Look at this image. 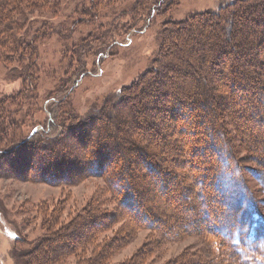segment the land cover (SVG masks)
Instances as JSON below:
<instances>
[{"label":"rangeland","instance_id":"1","mask_svg":"<svg viewBox=\"0 0 264 264\" xmlns=\"http://www.w3.org/2000/svg\"><path fill=\"white\" fill-rule=\"evenodd\" d=\"M96 1L63 0V12L52 20L73 22L74 28L69 37L64 33H55L40 41L39 79L33 93L18 76V70H21L19 64H7L0 59V150L4 149L0 151V264H16L13 254L16 240L24 236L35 239L42 235L46 226H49L47 216L55 206L63 207L59 223H65L90 202L94 205L100 202L116 212L114 223L102 232L101 239L112 238L116 241L117 235H127L125 240L117 242V251L110 256L111 262L115 264L131 261L136 264L218 263L222 249L212 244L211 222L204 221L202 213L199 216V211L208 208L202 207L203 204L197 201L195 195L200 187L187 179L185 170L189 167V172L204 175L208 172V159L214 165L217 161V165L221 164V159H225L223 164L229 170L231 165H236L242 182L238 189L247 193V207L256 206L264 220V105L257 100L256 88L251 86L250 89L252 94L249 98L253 103L245 97L231 95L227 98L228 106L223 113L216 112L212 117L207 110L202 112V116L206 117L201 118L203 122L209 124L214 119L217 126H221L220 131L223 132L218 136L221 140L229 141V155L225 151L219 153L215 150L212 140L206 141L210 137L207 132L201 130L195 136L186 132L184 128L188 125L182 126L185 118L181 117L180 111H175L174 116L170 114V119L162 124L164 112L156 110L147 114L142 129L133 126L135 118H131L129 125L124 119L127 113H119L114 120L117 122L112 120L116 136L108 141L110 145L105 146L106 155L100 156L103 163L115 154L119 156L118 150H113L111 146L122 147L125 142L123 135L131 131V137L135 134V146H146L147 150L158 153L155 157L151 155L154 164L141 165L136 159L133 162L130 159L129 172L136 181L129 178L121 183L116 180L114 185H110L108 174L91 172L90 167V171L78 173L79 176L75 174L73 179H52L51 168L41 171L35 168L41 160H49L46 157L48 150L41 149V144L55 143L56 140L61 141L51 148L64 145L65 140L69 145L76 144L75 136L69 131L81 120L94 116L102 117L103 122L105 118L112 117V110L120 103V96L126 98L142 74L158 67L162 33L170 22L207 10L215 11L234 0H179L170 9L166 10L167 5H164L165 8L162 7L160 12L153 11L151 14L141 7L137 10L140 13L137 23L130 19L139 13L129 11L135 0H99L102 2L97 6L96 16L83 13L91 10ZM69 14L72 18L63 20ZM186 81L185 87L193 89L196 86L192 79ZM218 81L213 79L211 84L218 91L225 92L229 83L214 85ZM136 88L135 93H139L140 87ZM202 101L205 102V99L201 98L198 102ZM241 102H244V106H239ZM245 103L251 108L246 106V112L241 116L239 109H245ZM120 108H125L124 101ZM152 121L159 128L158 131L152 128ZM146 125H149L150 131L146 130ZM181 127L184 132L180 130ZM147 132L159 134L152 140ZM191 137L196 143L201 141V145L210 146L208 153L206 151L207 162L202 166L201 160L200 166H195L188 162V157L185 159L184 152L192 148ZM25 140L29 141L23 143ZM165 141L169 142V146L175 145V150L168 152L164 149L161 144ZM128 153L121 151L126 156ZM172 155H178L176 160L172 161ZM65 158L74 159L71 155ZM114 168L115 165L109 164L107 170L112 171ZM158 169L161 173H156ZM225 179L217 182H220L219 186L224 184L228 194L234 188H230L232 184ZM160 183H163V188ZM136 185L141 186L139 192ZM188 185L195 193L189 192ZM116 188L120 191L123 189V197L120 196L118 200L111 195V191ZM212 190L211 199L219 201L220 191L216 186ZM179 194L184 196L181 199L183 204L175 206L174 199ZM184 203L188 204L191 211L189 205H193L195 215L197 212V218H201H196L195 226L190 224L182 228L171 218L176 215L177 209L181 211Z\"/></svg>","mask_w":264,"mask_h":264},{"label":"trees","instance_id":"2","mask_svg":"<svg viewBox=\"0 0 264 264\" xmlns=\"http://www.w3.org/2000/svg\"><path fill=\"white\" fill-rule=\"evenodd\" d=\"M101 2L97 0L91 10L83 11V13L96 16L97 6ZM178 2L179 0H135L129 11L139 13L137 10L143 7V11L151 14L153 11L160 12L162 7L165 8L164 5H167L166 10L170 9L171 5H176ZM62 12L63 0H0V59L7 64H19L21 70H18V76L24 84H27L31 93L39 79L40 41L55 33H64L69 37L74 28L73 22L61 23L62 21L52 20ZM42 17L46 18L41 20ZM70 17V14L66 15L63 20H69ZM139 17L140 13L130 20L137 23ZM169 24L162 33L158 67L148 69L142 74L140 80L131 87L132 90L128 95L125 90L126 98L120 96V103L116 104L114 106L116 108L112 110L111 118L113 119L107 117L101 122L102 117L93 116L90 119L81 120L78 125L69 129V133L75 136L76 144L69 145L66 140L63 142L64 145L56 148L51 147L61 140L46 144L47 146L41 144L39 146L41 149L47 148L46 157L49 160L48 162L41 160L35 165L38 171L51 168L52 176H54L52 179L69 180L73 179L75 174L78 175V173L91 169V172L99 175L108 174L110 185H114L113 182L116 180L117 183L129 178L136 181L129 172L131 170L130 159L132 162L136 159L141 165L154 164L151 155L155 157L158 153L147 150L146 146H135L133 144L135 134L131 137V131L123 135L126 146L124 143L120 148L111 146L113 150H118L119 156L115 154L112 159L104 163L100 158L106 155L105 146L110 145L108 141L116 136L114 132L116 130L112 128V120L114 122L119 113L121 115L127 113L124 119L126 118L125 123L129 125L131 118H135L133 126L142 129L145 117L149 113L162 110L164 113L161 120L162 124H165L166 120L170 119V114L174 116L175 111H180L181 117L185 118L184 123H181L182 126L188 125L184 128L186 132L193 136L201 130L203 133L207 132L210 139L206 141L212 140L215 150L219 153L225 151L228 154L227 150L231 148L229 141L221 140L218 136L223 132L220 131L221 126H217L214 119L209 124L203 122L201 118L206 117L202 116V112L207 110L208 115L212 117L216 112L223 113L222 111L228 106L227 98L231 95H237L238 98L245 97L246 100L252 102L249 98L252 94L251 86L257 89V100L264 105V0H234L224 7L220 6L215 11H203L182 20H174ZM186 79H192L196 86L193 89L185 87ZM213 79L219 80V83H214V85L229 83L228 87L226 85L225 92L218 91L211 84ZM136 87H140L139 93H135ZM258 88L261 90L258 91ZM201 98L205 99V102H198ZM129 100H134V102H129ZM123 101L124 109L120 108ZM241 104L239 106H244V102ZM246 106L251 105L245 103V109H239L241 116L246 112ZM116 122L117 120L114 123ZM152 123V128L158 131L157 125L153 121ZM145 128L150 131L149 125ZM184 129H182L183 132ZM1 132H3L2 129ZM149 133L152 140L159 134L147 132ZM163 137L166 138L165 135ZM197 138L201 140L200 137ZM191 140L192 148L184 152L185 159L188 157V162L195 166H200V160L201 166L209 162L206 174L189 172L188 167L185 175L189 181L192 180L200 187L195 196H197V201L203 204L202 207L206 206L208 209L202 211L200 207L199 216L202 213L204 221L211 222L212 244L220 246L223 251L217 260L218 263L215 261L213 264H264V220L260 210L254 204V208L247 207L245 202L248 200V195L238 189L239 184H242L238 167L231 165L229 170L228 166L223 164L225 159L221 158V164L217 165V161L216 167L213 162L210 163L211 159L206 161V151L208 153L210 146L208 145V148L206 145H201V141L196 143L193 137ZM206 141L205 144H207ZM168 143L165 141L161 145L168 152L169 150L174 151L176 146H169ZM121 151L129 152L128 156L121 154ZM130 153L131 156H129ZM68 155L73 156L74 159L65 158ZM172 156V161L178 157V155L177 157ZM59 158L61 160H58ZM109 164L115 165L116 168L112 171L107 170ZM187 171L188 174H186ZM157 172L161 173L159 169L156 170ZM215 178L216 180L213 181ZM222 179L230 181L232 184L230 188H234L232 192L227 194L224 184L219 186L220 182L217 180ZM156 183L159 185L158 181ZM160 186L163 188V183H160ZM181 186L183 188V185ZM215 186L220 191L219 201L216 202L211 199L212 189ZM140 187L136 185L138 192ZM187 188L189 192L194 191L190 185ZM112 194L118 200L123 194V189L120 191L116 188L111 191ZM182 197L184 198L181 194L175 197V206L183 204ZM190 207L192 211L188 209V204H185L181 211L177 209V216H171L175 224L182 228L196 224L197 212L195 215V207L189 205ZM50 212L46 221L49 226H46L42 235L35 239L24 236L16 240L13 247L16 264H115L111 262L110 256L117 251V246H119L117 242L125 240L127 235H117L116 241L112 238H100L102 232L114 223L115 210L109 206H103L100 202L95 205L90 202L65 223H59L61 214L64 212L61 205L55 206ZM127 264H136V262L131 261ZM194 264L198 263L194 262ZM204 264H209V262Z\"/></svg>","mask_w":264,"mask_h":264}]
</instances>
